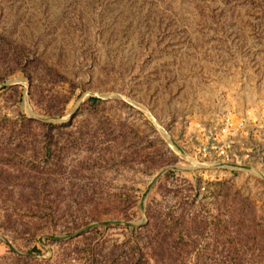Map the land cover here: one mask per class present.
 <instances>
[{
	"label": "rangeland",
	"instance_id": "obj_1",
	"mask_svg": "<svg viewBox=\"0 0 264 264\" xmlns=\"http://www.w3.org/2000/svg\"><path fill=\"white\" fill-rule=\"evenodd\" d=\"M0 264H264V0H0Z\"/></svg>",
	"mask_w": 264,
	"mask_h": 264
},
{
	"label": "built area",
	"instance_id": "obj_2",
	"mask_svg": "<svg viewBox=\"0 0 264 264\" xmlns=\"http://www.w3.org/2000/svg\"><path fill=\"white\" fill-rule=\"evenodd\" d=\"M193 136L194 137L191 139L193 146L192 148L190 147V153L188 157H183V159H186L188 166L191 167V169L199 170L219 163V161H215L216 158L212 154L209 143L202 141L195 135ZM221 154L224 155L225 151Z\"/></svg>",
	"mask_w": 264,
	"mask_h": 264
}]
</instances>
